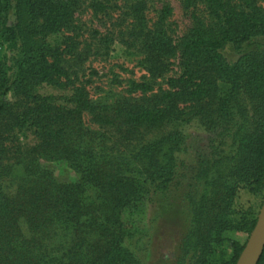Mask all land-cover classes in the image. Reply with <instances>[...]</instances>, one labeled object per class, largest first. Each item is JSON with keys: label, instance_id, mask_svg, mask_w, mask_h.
<instances>
[{"label": "trees", "instance_id": "16d2710c", "mask_svg": "<svg viewBox=\"0 0 264 264\" xmlns=\"http://www.w3.org/2000/svg\"><path fill=\"white\" fill-rule=\"evenodd\" d=\"M203 1L214 21L197 22L181 39V71L166 78L165 89L148 95L149 84L131 82L132 96L102 106L76 89L64 107L35 87L62 85V51L47 37L68 27L79 0H0V47L8 52L0 56V264H136L125 245L135 217L145 201L172 197L187 224L170 264H235L246 240L230 235L248 237L257 215L231 211L235 185L264 196V54L247 50L264 36V9L254 0ZM228 47L236 60L226 59ZM143 48L148 72L160 74L170 41L146 34ZM9 92L13 102L5 100ZM241 95L257 104L260 124L251 134L236 120L244 117ZM193 119L223 133L235 128L233 156L213 145L191 171L184 168L175 158L182 145L175 127ZM23 128L36 140L29 148L13 136ZM155 132L159 138L147 141ZM56 161L78 175L75 183L54 179L48 164ZM11 181L17 184L8 192ZM228 247L231 257L223 260ZM257 264H264V248Z\"/></svg>", "mask_w": 264, "mask_h": 264}, {"label": "rangeland", "instance_id": "374dc122", "mask_svg": "<svg viewBox=\"0 0 264 264\" xmlns=\"http://www.w3.org/2000/svg\"><path fill=\"white\" fill-rule=\"evenodd\" d=\"M228 2L236 6L240 3L238 0ZM254 3L264 9V0H254ZM213 21L203 0H79L68 27L47 37L50 46L62 51L59 62L62 85L40 83L35 87V92L41 97L50 98L54 105L64 107H70L76 89H82L93 105L100 106L132 96L129 93L131 82L149 84L153 89L150 95L166 88V78L180 74L181 39L197 22L210 25ZM146 34L164 35L173 49L162 58L164 69L160 74L148 72L151 65L147 60L151 57L143 48ZM252 44L246 49L264 54V36L254 39ZM3 55L8 56V52L0 47V56ZM224 55L228 61L238 57L232 47H228ZM5 100L13 102L14 93L9 92ZM239 105L244 110V117L237 116L236 120L243 126V133L251 134L260 124H255L256 115L253 113L257 104L246 95H241ZM90 119L85 113L84 122L93 128ZM175 129L182 137V145L175 158L189 171L195 167L197 155L207 154L213 145L219 147L227 157L235 152V140L231 137L235 128L223 133L216 127L205 129L197 119H193ZM160 135L158 132L148 134L146 140H155ZM13 136L23 148H29L36 142L32 132L26 128L15 130ZM122 148L118 150L122 151ZM133 149L131 147L124 152ZM48 166L58 183L77 181L78 175L66 163L56 161ZM19 174L14 172L18 180L21 178ZM16 184V181L5 183L6 188L9 186L8 192ZM263 197L254 195L243 184H236L231 211L243 213L251 210L257 214V218ZM185 217L177 198L145 201L142 211L134 219L136 231L125 243L136 264H170L178 252L179 237L186 228ZM238 217L237 214L234 218ZM230 237L240 243L248 239L244 232L233 233ZM222 250L225 252L223 260H229L232 250L229 247ZM217 256L219 249L214 250V257Z\"/></svg>", "mask_w": 264, "mask_h": 264}, {"label": "water", "instance_id": "95a60500", "mask_svg": "<svg viewBox=\"0 0 264 264\" xmlns=\"http://www.w3.org/2000/svg\"><path fill=\"white\" fill-rule=\"evenodd\" d=\"M264 248V197L255 225L235 264H257Z\"/></svg>", "mask_w": 264, "mask_h": 264}]
</instances>
